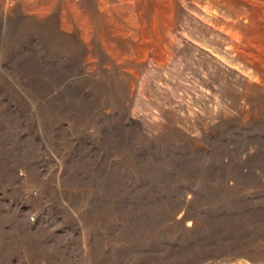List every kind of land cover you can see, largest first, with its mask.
Here are the masks:
<instances>
[{
  "label": "rangeland",
  "instance_id": "obj_1",
  "mask_svg": "<svg viewBox=\"0 0 264 264\" xmlns=\"http://www.w3.org/2000/svg\"><path fill=\"white\" fill-rule=\"evenodd\" d=\"M16 3L0 264H264V0L230 32L192 0Z\"/></svg>",
  "mask_w": 264,
  "mask_h": 264
},
{
  "label": "bare ground",
  "instance_id": "obj_2",
  "mask_svg": "<svg viewBox=\"0 0 264 264\" xmlns=\"http://www.w3.org/2000/svg\"><path fill=\"white\" fill-rule=\"evenodd\" d=\"M55 0H16L18 3L17 13L26 15L28 18L39 21L47 16L48 10L53 7ZM198 11L207 20L214 24H220L229 32L246 24L251 14L255 0H192ZM1 2V0H0ZM4 2V3H3ZM0 6V20L4 26L13 16L8 6L9 0H3ZM16 3V4H17ZM56 15V13H53ZM56 18V16H55Z\"/></svg>",
  "mask_w": 264,
  "mask_h": 264
}]
</instances>
